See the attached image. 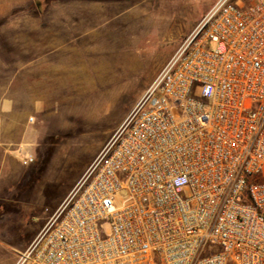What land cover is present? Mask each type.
Wrapping results in <instances>:
<instances>
[{
    "label": "built area",
    "instance_id": "built-area-1",
    "mask_svg": "<svg viewBox=\"0 0 264 264\" xmlns=\"http://www.w3.org/2000/svg\"><path fill=\"white\" fill-rule=\"evenodd\" d=\"M14 264H264V0L211 6Z\"/></svg>",
    "mask_w": 264,
    "mask_h": 264
},
{
    "label": "rangeland",
    "instance_id": "rangeland-1",
    "mask_svg": "<svg viewBox=\"0 0 264 264\" xmlns=\"http://www.w3.org/2000/svg\"><path fill=\"white\" fill-rule=\"evenodd\" d=\"M213 1L0 0V264H14Z\"/></svg>",
    "mask_w": 264,
    "mask_h": 264
},
{
    "label": "crops",
    "instance_id": "crops-1",
    "mask_svg": "<svg viewBox=\"0 0 264 264\" xmlns=\"http://www.w3.org/2000/svg\"><path fill=\"white\" fill-rule=\"evenodd\" d=\"M216 1H217V0H214V1L212 2L211 6H212ZM255 1H256V0H251L249 3L251 4V3H254ZM242 3H243V2H242ZM211 6L207 9V11L211 8ZM207 11H206V12H207ZM206 12H205V13H206ZM205 13H204V14H205ZM204 14H203V15H204ZM203 15H202V16H203ZM202 16H201V17H202ZM201 17H200V18H201Z\"/></svg>",
    "mask_w": 264,
    "mask_h": 264
}]
</instances>
